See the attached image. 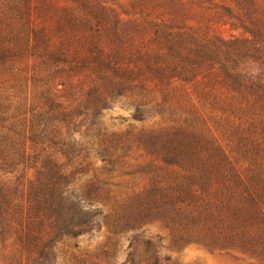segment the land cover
Here are the masks:
<instances>
[{
	"label": "trees",
	"instance_id": "obj_1",
	"mask_svg": "<svg viewBox=\"0 0 264 264\" xmlns=\"http://www.w3.org/2000/svg\"><path fill=\"white\" fill-rule=\"evenodd\" d=\"M34 9L0 0V74L35 60L30 88L22 73L16 78L27 98L0 86V264H166L159 236L145 237L153 223L177 246L264 264V80L243 71L264 51V26L249 39H225L158 18L136 46L120 47L114 33L110 61L97 30L66 36L55 51ZM117 97L142 126L108 135L98 122ZM146 109L159 120L147 124ZM96 144L109 164L135 149L145 156L129 173L138 183H125L121 196L120 225L139 234L122 263L112 243L93 253L58 248L99 226L100 196L78 188Z\"/></svg>",
	"mask_w": 264,
	"mask_h": 264
},
{
	"label": "rangeland",
	"instance_id": "obj_2",
	"mask_svg": "<svg viewBox=\"0 0 264 264\" xmlns=\"http://www.w3.org/2000/svg\"><path fill=\"white\" fill-rule=\"evenodd\" d=\"M11 1L17 4H32L35 9L30 16L38 25L48 29V38L55 51L62 48L66 36L89 35L97 30L104 35L101 45L113 50L107 49V53L109 52L112 57L110 61L117 57L114 47H119V44L112 45L117 42L112 37L114 33L120 36V47L127 40H131L136 46L139 44V36L149 40L151 33H146V30H149L151 24L157 22L158 18H164L168 22L172 20L174 24L187 23L197 26L204 32L225 39H249L250 33L259 35L264 26V0H6L9 3ZM57 21L62 24H58ZM143 22L144 26H142ZM131 25L138 29L140 35L130 30ZM65 46L66 44L63 48ZM86 46L90 47L88 44ZM255 55H257L256 59L248 60L243 66V71L249 72L255 81L264 80V51ZM34 64L35 60L28 57L16 66L10 67L11 73L0 74V86L9 91V95L16 100L27 98L26 94L16 88L19 84L16 78L22 73L24 81L30 88L33 81L31 76L35 73ZM61 80L57 78V82ZM110 103L109 108L103 110L98 122L102 133L123 134L132 127L142 126L132 118L133 110L130 102L117 97ZM146 112L150 120L147 124L159 120L152 109H146ZM100 150L98 144L94 145L90 166L86 168L87 172L79 177L78 182V188L83 187L93 196H100L96 197L97 208L102 213L97 219L99 226L90 234L65 238L64 245L58 248L59 251L66 252L68 247L77 245L79 250L93 253L104 245L112 243L116 245L115 261L122 263L128 253L127 240H137L134 237L139 234L126 233L120 225L121 196L125 192V183L131 181L138 183V178H133L134 175L129 173L143 165L145 156L135 149L124 160L115 157L112 159V164H109L111 161L108 155L102 157H105L106 161H102L98 155ZM104 183L113 186H106ZM145 231V237L159 236V254L166 264H258L238 253L211 251L195 244L177 246L160 223L150 224ZM61 262L62 260H59L60 264Z\"/></svg>",
	"mask_w": 264,
	"mask_h": 264
}]
</instances>
